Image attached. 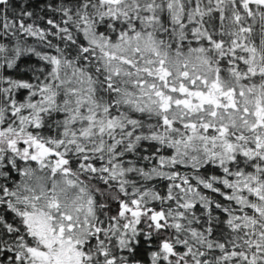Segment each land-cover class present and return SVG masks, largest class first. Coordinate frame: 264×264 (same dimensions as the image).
Instances as JSON below:
<instances>
[{"label": "snow or ice", "instance_id": "1", "mask_svg": "<svg viewBox=\"0 0 264 264\" xmlns=\"http://www.w3.org/2000/svg\"><path fill=\"white\" fill-rule=\"evenodd\" d=\"M0 264H264V0H0Z\"/></svg>", "mask_w": 264, "mask_h": 264}]
</instances>
